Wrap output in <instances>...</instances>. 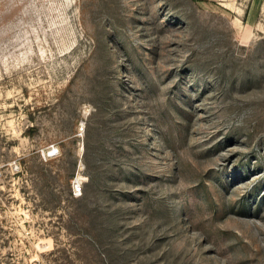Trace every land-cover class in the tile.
Returning a JSON list of instances; mask_svg holds the SVG:
<instances>
[{
  "label": "rangeland",
  "instance_id": "374dc122",
  "mask_svg": "<svg viewBox=\"0 0 264 264\" xmlns=\"http://www.w3.org/2000/svg\"><path fill=\"white\" fill-rule=\"evenodd\" d=\"M0 171V264H264V0H0Z\"/></svg>",
  "mask_w": 264,
  "mask_h": 264
},
{
  "label": "built area",
  "instance_id": "2783aa9c",
  "mask_svg": "<svg viewBox=\"0 0 264 264\" xmlns=\"http://www.w3.org/2000/svg\"><path fill=\"white\" fill-rule=\"evenodd\" d=\"M59 151V148L55 145H51L47 151H43V155L45 157V159H47L49 156H52L54 154H56ZM48 153V156L47 154ZM0 175H1V171H0ZM72 192L74 195L78 196L81 195L83 190H82V181H80L78 178L73 180V188H72Z\"/></svg>",
  "mask_w": 264,
  "mask_h": 264
},
{
  "label": "bare ground",
  "instance_id": "6f19581e",
  "mask_svg": "<svg viewBox=\"0 0 264 264\" xmlns=\"http://www.w3.org/2000/svg\"><path fill=\"white\" fill-rule=\"evenodd\" d=\"M81 176V175H80Z\"/></svg>",
  "mask_w": 264,
  "mask_h": 264
}]
</instances>
